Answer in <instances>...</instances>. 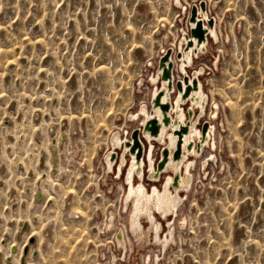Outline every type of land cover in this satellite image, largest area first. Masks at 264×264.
Instances as JSON below:
<instances>
[{"label":"rangeland","instance_id":"rangeland-1","mask_svg":"<svg viewBox=\"0 0 264 264\" xmlns=\"http://www.w3.org/2000/svg\"><path fill=\"white\" fill-rule=\"evenodd\" d=\"M182 1L186 11L176 0H0V243L19 249L34 232L30 264H264V0ZM202 2L219 39L188 70L205 67L201 123L216 126V147L198 158L178 214L163 219L164 234L173 222L170 245H130L127 236L116 246L114 234L130 233L128 166L119 174L125 148L114 150L112 136L124 143L139 132L161 159L164 145L146 137L141 110L151 108L165 49L177 50ZM51 155L60 176L44 180ZM145 160L146 184L161 186ZM111 214L115 230L105 227Z\"/></svg>","mask_w":264,"mask_h":264},{"label":"bare ground","instance_id":"bare-ground-1","mask_svg":"<svg viewBox=\"0 0 264 264\" xmlns=\"http://www.w3.org/2000/svg\"><path fill=\"white\" fill-rule=\"evenodd\" d=\"M218 2L219 0H216V1L211 0V4H213V6H217ZM176 3L178 4L177 6L182 7V9H184L185 11L187 10V7L185 6L182 0H176ZM196 5H197L196 9L193 8L194 13L191 14V9H190V13L189 15H187L188 22H189L188 29L182 31L181 39L178 43L179 47L177 48V50L173 49L174 51L173 54H169L170 50L165 49L164 52H166L167 55L166 57H161L159 61V69L157 71V76L155 79L157 80V82L159 78L163 79V85L164 83H166V86H162V88H160V83H158L160 90L156 95L153 96L152 105L150 108V111L153 117L147 120V122L142 127V130L144 129V133L146 135H149L151 138H158L159 140H161L162 135L164 133V128H169L173 132L172 135L174 136V138H176L175 148L171 149L169 145H164L162 153H161V159L158 161V163H156V170H153L152 172L149 173L150 179L155 178L158 180L160 179V176L163 174V172L165 171L169 163H171L172 161L175 163H181L186 158L185 153L189 154L193 151L195 147L194 141L187 145L186 151H185L184 146H185L187 137L189 135V132L192 129V121L194 120V123L196 125H199V130H201V138L197 142L196 150H197L198 156L196 155L190 156L191 159L195 160L194 165L191 167L192 176L191 174L187 176L186 173H184V175L182 176L181 172H178L175 175L173 183H172V186L174 189H179L183 186V183L190 182L191 177H193L192 170L195 167L198 158L202 156L201 154L205 150V148L206 147H210V148L216 147V144H215L216 141L213 138L214 132L211 130L213 128V125L210 124L211 122L209 123L207 130L202 129L203 122L200 123V120H202V118L205 116L204 113L202 114L198 112L196 115L195 109L191 107L190 105V107L186 109L187 115H188L187 122L181 119L182 110L185 108L184 105L190 104L192 101L200 98L198 94L200 92V81H199V76L197 75V72H195L194 70L191 75L188 74L187 72H183L182 79L177 80L175 76V70H174V65L178 61L183 62L185 59L192 60L193 56L198 57L202 54L205 55L206 53H208L210 41L216 42L219 39V34H218L219 31L217 27L219 24L217 20L213 22V20L210 19L209 13L206 9V4L204 2H202L201 4H196ZM163 27H165V23H163ZM201 32L203 34L202 37L200 36ZM229 33L231 34V31ZM226 38L227 39L229 38L228 35H226ZM188 65H190V63ZM202 68L203 67H201L200 69ZM173 92L175 93L177 92L176 94L177 96L181 95V104L183 108L181 107V105H179V107L176 105L175 109L172 110L171 98H173L172 97ZM166 104L167 106H165ZM204 105H206V100L204 101ZM215 107L219 109L220 105L217 104ZM142 110H147V106H143ZM155 111L156 112L161 111L163 115L162 120H160L158 115L155 114L156 113ZM172 115H174V119H172ZM173 125L178 126V129L172 128L171 126ZM210 133L212 136H210ZM210 139H212V141ZM121 145L123 148H125V153L123 155H120L119 171L122 166L127 165L126 152L128 151L132 155V160L131 162L128 163L127 172L133 166V161H134L133 158H135L136 159L135 163L137 165L136 176L139 177L143 173V164H142L143 159L146 156L148 159L152 146H149L147 153H145L146 152L145 144L139 132H134L131 139H127L124 143H122L120 134L118 132H114L112 136L113 149L115 150L116 148H118V146H121ZM215 158H216V155L214 153H210L207 157L201 158L200 160L201 168L205 171L206 164L209 161L214 160ZM204 159L205 161L202 162ZM117 160H118V154L115 151H111L109 155L106 157V162L110 170H111V167H113V165L117 163ZM54 163H53V155H51L50 160H49V171H48L49 173H44V175L45 174L47 175L44 178V180L46 179L52 180L53 178L60 176L59 171L57 172L52 171L54 169ZM45 164H46V161H45ZM58 169L61 170V168H58ZM127 172H126V176H127ZM54 183L55 185L53 186L55 189L57 188L59 183L58 182H54ZM186 190L182 191V193L185 192ZM42 192H37L35 194L36 202H42L45 199L47 191L45 190L43 194ZM38 194H40L39 197H38ZM178 211L175 215L178 214ZM175 215H169V217H173ZM169 222H172V221H168V223ZM105 227L112 229V230H115L118 228V225L116 223V214L115 215L111 214V216L108 215ZM24 230L28 231V225H25ZM123 231H120L119 233L117 231L118 233L117 236L116 234H114V237H115L114 243L116 246H121L125 248L127 246L126 241H127V236H129V234H128V231L127 232L125 230ZM31 237H36V234H34V232L31 233L28 236L26 242L19 249H16L15 246L12 245V242L9 243L11 245L9 246V249H8L9 251H7L6 249L7 245L9 244L0 243V264H30V261L28 258L29 256H31L30 254L35 249V245L38 244V242L36 241L37 237L35 238L36 243L35 241L34 242L30 241ZM23 249H24V252H23ZM34 252L38 253L37 250L33 251V254ZM34 256L37 257L38 255L37 256L34 255ZM9 258H11V261L9 260ZM36 259H38V257Z\"/></svg>","mask_w":264,"mask_h":264},{"label":"flooded vegetation","instance_id":"flooded-vegetation-1","mask_svg":"<svg viewBox=\"0 0 264 264\" xmlns=\"http://www.w3.org/2000/svg\"><path fill=\"white\" fill-rule=\"evenodd\" d=\"M219 34V32H218ZM211 42V41H210ZM210 47V44H209ZM201 56V55H200ZM198 56V57H200ZM193 56L192 60L185 59L183 62L178 61L176 63L177 69L180 72L179 79H182V73L187 72L191 75L189 72V68L194 66L195 64V58H198ZM190 63V65H188ZM183 64V66H182ZM218 64V60H215V65ZM197 72V75L199 76L200 81V92L198 93L200 98L192 101L190 103L191 107H193L197 112L204 113L206 115L207 113V104L209 96L206 94V91L204 89V85L201 80V76L205 73V67L202 69L198 68L195 70ZM156 75H154V78L152 79V83L157 86L156 90L153 93V96L156 95L159 92V84L157 83V80L155 79ZM163 86H166V83H164ZM177 94V92H176ZM206 100V105H204V101ZM172 101V110L175 109V106L181 105V95L177 96L176 101H173V98H171ZM183 108V107H182ZM141 112L146 116L144 120V124L149 120L151 117H153L150 109L147 110H141ZM156 112V111H155ZM220 112V108L217 109L216 107L212 109L211 116L213 119L218 118ZM155 114L158 115L160 120L163 119V115L161 111L156 112ZM172 119H174V115H172ZM181 119L183 121L187 122L188 115L186 108L182 110L181 113ZM201 123V120H200ZM211 125H213V128L211 129L215 133L216 126L211 122ZM174 129H178V126H171ZM210 131V132H212ZM213 133V134H214ZM173 132L169 128H164V133L162 135L161 140L158 138H151L149 135H146V137L150 140V143L153 144V141L157 140L158 142L162 143L163 145H169L171 149L175 148L176 145V138L172 135ZM210 136L211 133H210ZM121 140H122V136ZM201 138V130H199V125H196L194 123V120L192 121V129L189 132V135L187 137V140L185 142V151L187 149V145L189 143L195 142V147L193 151L189 154L185 153L186 158L181 163H175L171 162L167 165L165 171L160 176V179L155 180L156 182H162L161 186H153L148 187V184L145 182V176L146 172L144 169V162H146V157L143 159V173L138 177L136 176V170L137 165L135 163V158H133V166L130 170L127 172L126 176V183L124 185V199H125V207L126 210L129 211V223L127 225L128 229H130L129 233V241L130 245H132L133 241H137L138 243L144 242L147 244H162L164 247L170 245L172 241L175 240V234H174V228L173 223L169 222V229L166 234L164 232L166 231L164 220H169V215H175L181 206L184 198L182 196V191L189 190L193 177H191L190 182L183 183V186L179 189H174L172 186L173 180L175 175L178 172H181V175L183 176L184 173L188 175L191 174V167L194 165L193 159H191V155L198 156L197 153V142ZM212 138V137H211ZM212 141V139H210ZM210 141V143H211ZM216 144V143H215ZM152 148L150 150V154L148 156V165L149 171L152 172L153 170H156V159L154 157V149ZM146 152L148 151V147L145 146ZM127 165L126 167L128 166ZM115 165L111 167V170L114 169ZM119 174L124 175L123 168L121 167ZM126 175V174H125ZM192 176V174H191ZM164 177V178H163ZM186 190V191H187ZM159 216L161 218H159ZM186 223L185 220H181V226L184 227Z\"/></svg>","mask_w":264,"mask_h":264},{"label":"water","instance_id":"water-1","mask_svg":"<svg viewBox=\"0 0 264 264\" xmlns=\"http://www.w3.org/2000/svg\"><path fill=\"white\" fill-rule=\"evenodd\" d=\"M193 13H194V11H193ZM200 34H201L200 36L202 37V35H203L202 32ZM204 129H207V125L204 126ZM39 196H40V194H38V197ZM30 241L31 242H34L35 241V237H31L30 238ZM34 255H38V253L37 252H34Z\"/></svg>","mask_w":264,"mask_h":264}]
</instances>
